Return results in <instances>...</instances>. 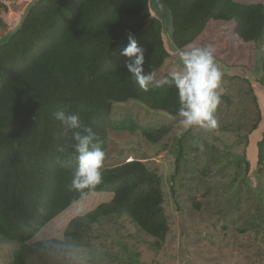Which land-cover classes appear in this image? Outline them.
<instances>
[{
	"label": "trees",
	"instance_id": "1",
	"mask_svg": "<svg viewBox=\"0 0 264 264\" xmlns=\"http://www.w3.org/2000/svg\"><path fill=\"white\" fill-rule=\"evenodd\" d=\"M157 3L171 18L176 50L190 43L211 47L221 65L235 47L258 42L264 34V0ZM19 11L14 3L0 2V32ZM128 33L145 50V73L160 71L170 54L150 0H38L0 41V238L18 244L11 264H28L42 252L64 255L65 243L80 248L94 226L116 217H127L157 247L164 241L169 228L158 174L138 160H126L103 168L95 189L70 190L77 166L74 141L54 119L55 112L69 108L93 129L94 143L104 151L109 133H139L154 144L169 133V126L147 129L110 118L112 107L126 101L169 118H176L180 107L174 86L152 83L144 91L127 73L128 58L120 53ZM255 168L264 180V131L255 143ZM91 191L102 196L95 208L70 219L59 238L31 242Z\"/></svg>",
	"mask_w": 264,
	"mask_h": 264
},
{
	"label": "rangeland",
	"instance_id": "2",
	"mask_svg": "<svg viewBox=\"0 0 264 264\" xmlns=\"http://www.w3.org/2000/svg\"><path fill=\"white\" fill-rule=\"evenodd\" d=\"M37 1L0 0L20 7L0 32V41L20 26L28 7ZM150 12L162 23L170 54L153 75L156 84L183 66L170 40L167 11L157 0H150ZM216 63L223 72L224 91L215 112V129L185 128L179 116L148 112L135 101L115 104L110 113L111 120H131L141 128L170 127L156 144L139 133L128 137L109 133L102 167L138 160L158 174L169 228L161 245L157 247L153 238L123 216L94 226L76 260L42 252L28 264H264V180L255 168V143L264 131V34L258 42L235 47L226 64ZM101 199L100 193L91 191L31 242L59 238L70 219L88 213ZM17 245L0 238V264H11Z\"/></svg>",
	"mask_w": 264,
	"mask_h": 264
},
{
	"label": "clouds",
	"instance_id": "3",
	"mask_svg": "<svg viewBox=\"0 0 264 264\" xmlns=\"http://www.w3.org/2000/svg\"><path fill=\"white\" fill-rule=\"evenodd\" d=\"M127 46L120 55L128 58L125 64L130 74L141 89L148 91L153 82V75L145 73V50L138 46L135 37L128 33ZM182 69L171 73L170 79H164L156 86L171 85L177 89L179 99L178 116L185 127L215 129L218 121L215 115L223 94V72L218 66L211 47L195 44L177 49ZM54 119L60 123L63 135L71 133L75 152L76 168L73 171L70 190L84 194V190H93L103 180L102 167L106 157L105 151L94 141L96 133L83 124L79 115L69 108L54 113ZM203 146H201L202 148ZM65 255L76 260L80 248L71 243L61 245Z\"/></svg>",
	"mask_w": 264,
	"mask_h": 264
}]
</instances>
